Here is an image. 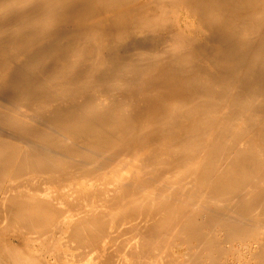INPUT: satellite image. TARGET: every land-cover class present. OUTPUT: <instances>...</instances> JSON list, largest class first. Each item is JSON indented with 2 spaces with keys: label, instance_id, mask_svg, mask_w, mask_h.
I'll return each mask as SVG.
<instances>
[{
  "label": "bare ground",
  "instance_id": "obj_1",
  "mask_svg": "<svg viewBox=\"0 0 264 264\" xmlns=\"http://www.w3.org/2000/svg\"><path fill=\"white\" fill-rule=\"evenodd\" d=\"M0 264H264V0H0Z\"/></svg>",
  "mask_w": 264,
  "mask_h": 264
},
{
  "label": "rangeland",
  "instance_id": "obj_2",
  "mask_svg": "<svg viewBox=\"0 0 264 264\" xmlns=\"http://www.w3.org/2000/svg\"><path fill=\"white\" fill-rule=\"evenodd\" d=\"M186 17L183 13H182V15L180 16V20H179V24H180V26L182 27V28H186V25L188 24V26L187 27H189V24H190V26H192V29H191V27H189L190 29H191V32H195L194 30V28L197 26H194V23L196 24L197 23V21H195L196 19H191L190 17L189 18H184V17ZM183 20L185 21V22H183ZM190 20V21H189ZM192 20V21H191ZM190 22V23H189ZM194 22V23H193ZM183 24V25H182ZM184 25H185V27H184ZM194 27V28H193ZM188 28V29H189ZM189 29V30H190Z\"/></svg>",
  "mask_w": 264,
  "mask_h": 264
}]
</instances>
